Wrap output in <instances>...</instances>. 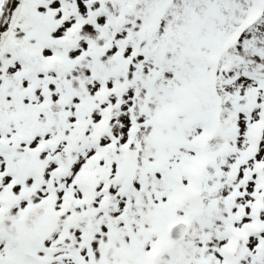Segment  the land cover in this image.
<instances>
[{
	"label": "snow or ice",
	"instance_id": "1",
	"mask_svg": "<svg viewBox=\"0 0 264 264\" xmlns=\"http://www.w3.org/2000/svg\"><path fill=\"white\" fill-rule=\"evenodd\" d=\"M0 264H264V0H0Z\"/></svg>",
	"mask_w": 264,
	"mask_h": 264
}]
</instances>
